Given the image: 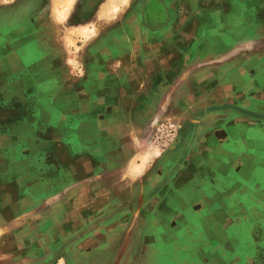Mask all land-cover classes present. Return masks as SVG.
Returning a JSON list of instances; mask_svg holds the SVG:
<instances>
[{
  "label": "crops",
  "instance_id": "crops-1",
  "mask_svg": "<svg viewBox=\"0 0 264 264\" xmlns=\"http://www.w3.org/2000/svg\"><path fill=\"white\" fill-rule=\"evenodd\" d=\"M57 2L65 0H0V85L10 82L4 96L0 88V264H90L95 248L82 242L89 234L81 225L96 224L101 212L108 224L121 221L130 209L145 224L174 212L178 223L203 219L209 228L233 219L252 246L264 239V103L243 108L244 93L228 86L226 69L205 67L222 63L216 45L195 41L210 27L192 23L193 13L173 25L167 0H72L61 17ZM224 7L215 16L242 15ZM227 96L229 108L219 102ZM206 102L193 135L163 154L151 147L159 124L185 129ZM36 103L45 121L34 120ZM56 128L75 142H56ZM52 191L58 200L28 211L35 194ZM99 192L109 196L100 204L91 200Z\"/></svg>",
  "mask_w": 264,
  "mask_h": 264
},
{
  "label": "rangeland",
  "instance_id": "rangeland-1",
  "mask_svg": "<svg viewBox=\"0 0 264 264\" xmlns=\"http://www.w3.org/2000/svg\"><path fill=\"white\" fill-rule=\"evenodd\" d=\"M176 1L172 0L171 2L167 0V3L170 4L169 7L173 9L171 13L173 16V25L179 19L181 22L183 15L193 13L194 22L192 21V23H200L210 27L204 33L196 36L195 41L198 43L205 42V46H209L210 48L216 45L219 53L215 54V58L217 61L221 58L222 60L220 61L222 63L218 65L214 63L215 60H211L212 64H206L205 67L210 69L219 67L226 69L227 76L231 78L230 81H227L228 86L231 85V88L234 89L237 85V88L241 87L244 93L241 96L243 108L247 106L251 108V105L254 106L256 103L253 100H259L264 103V0H253L255 6L251 10L247 9L245 0L241 2L239 0H225L223 2H218L217 0H179L180 2L178 4ZM71 3L72 0L71 2L65 0L64 4L62 2L55 4L59 5L58 8L60 11L58 15L60 17L66 7L68 8V5H71ZM189 4L190 10L187 8ZM224 5V8L228 12L234 13L235 10L238 14L242 11V15L228 17L226 19L215 16L218 11L213 9ZM210 12L211 15L206 16ZM199 13H201V16H196ZM6 21H8V18H6ZM22 21L25 20H20V22ZM64 23H57V25L63 29ZM10 25L8 24L9 27ZM177 35L182 37L181 40L184 39L183 45H186L187 38H184L186 35L183 36L182 31L176 33ZM190 35L192 37V34ZM4 37L2 45L5 44L6 48L9 45H6L7 39L10 37L9 33H4ZM169 51L177 55L175 47ZM182 53L183 56H193L192 51H189L187 54L185 48L182 50ZM70 55L75 56L76 50H68L67 57ZM194 55L196 57L191 64L199 62L197 50L194 52ZM199 67H203V65H196V68ZM69 70L73 75L75 74L74 62L70 64ZM3 71L6 73L7 70L5 67ZM194 74H197V72ZM222 82L223 80L218 81L215 87L220 86ZM9 84V81H3L0 85V88L2 87L1 91L4 92L3 96ZM232 99L230 96H227L219 102H222V106L229 108V101ZM3 104H6L4 100ZM206 105L207 102L198 106L197 110L189 115L187 119L189 127L187 126L185 129L177 125V123L174 125L170 120L159 124L152 134L151 147L163 154L170 149L175 137L193 135L199 116L198 109L202 108L205 110ZM35 107L36 114L34 120L36 122L48 119L42 114L43 107L40 103H36ZM254 109L256 110V108ZM48 131L52 132V130ZM40 132L44 133L43 131ZM61 132L64 131L57 128L53 132L52 138L56 139V142L63 143L64 146L66 142H75L73 134L70 137H64ZM35 147L36 150H42L43 143H39ZM48 147L50 149L51 145H47L46 148L48 149ZM18 149L20 154H24L27 151V146L20 145ZM59 195L61 194L54 193L53 191L47 194H35L34 209H28V211L41 213L44 205L58 200ZM152 195H154V191L148 192L147 195L141 192L139 194V201L148 200ZM95 198L100 204L99 201H105L109 196L107 192H99L91 200ZM118 211H121V209L115 212ZM168 212L170 213V211ZM102 215L106 217L108 216V212H101ZM114 215V212H110V217ZM124 216L127 217L121 221L114 220L111 224L107 223L110 218L104 217L98 219L99 221L94 225H81L82 233L89 234L86 240H82V242L89 249L95 248L93 249L94 252L91 253L92 262L90 264H107L108 262V264H264V239L253 242L254 245L262 244L257 252V249H254V245L252 246V242L247 240L243 234L244 230L242 229H244V226L234 224L233 219L229 225H212L209 228L208 225L203 224V219L197 220L194 224H186V221L178 223L180 220L177 219L175 212L168 214L161 224L154 221L147 222L146 224L143 221L141 222L139 219V209H130L129 213L126 212ZM197 216L201 217L203 214H195V217ZM72 233L74 232L72 231ZM106 248H109L110 251H105Z\"/></svg>",
  "mask_w": 264,
  "mask_h": 264
},
{
  "label": "flooded vegetation",
  "instance_id": "flooded-vegetation-1",
  "mask_svg": "<svg viewBox=\"0 0 264 264\" xmlns=\"http://www.w3.org/2000/svg\"><path fill=\"white\" fill-rule=\"evenodd\" d=\"M148 1H150V0H147V2L146 3H150V2H148ZM147 4V5H148ZM154 12H156V14H159V13H161V9L160 8H158L157 10H153ZM178 139V137H175V139L173 140L174 142H176V140ZM171 145H172V143H171Z\"/></svg>",
  "mask_w": 264,
  "mask_h": 264
}]
</instances>
